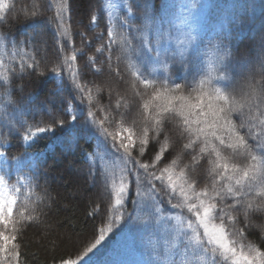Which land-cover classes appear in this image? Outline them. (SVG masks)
Returning <instances> with one entry per match:
<instances>
[{
    "label": "snow or ice",
    "instance_id": "1",
    "mask_svg": "<svg viewBox=\"0 0 264 264\" xmlns=\"http://www.w3.org/2000/svg\"><path fill=\"white\" fill-rule=\"evenodd\" d=\"M59 7L62 13L68 5L62 2ZM124 7L136 15L129 3L126 2ZM166 7L171 13L175 6L167 4ZM197 7L195 3L185 7L188 15L182 20L184 39L179 41L177 48L171 47L172 24L154 11L150 0H143L139 5L138 22L129 20L128 16L120 20L122 32L129 34L124 38V51L136 60L135 70L131 73L132 87L136 89L138 83L143 91H135L141 102L134 113L131 108L121 111L119 102L112 109V121L119 129L115 133L109 132L104 126L105 121L98 120L91 110V94L88 95L87 115L82 121L79 118L84 113H74L72 100L67 102L62 115L52 116L50 113L51 118L44 126H40L42 121L30 124L23 113L20 114L17 131L23 130L21 139L25 143L55 133L58 127L74 129L79 122L83 134L102 138L100 142L105 153L115 158L111 167H101L98 175L104 192L108 191L110 177L113 181L110 185L113 198L110 211L116 214L109 217L105 226L94 230V241L84 247L82 253L75 259H62L60 264H93V257L102 242L122 220L150 237L143 264H264V250L255 240L249 239L252 218L264 214V111L261 110L264 108V87L257 89L248 84L246 88L237 89L233 85L228 77L231 53L229 46L223 43L207 42L206 46L216 55L211 72L203 71L198 64L197 25L189 19L190 9ZM7 8L4 0H0V14ZM115 8V4L109 3L105 9L108 12L109 45L115 35L111 27ZM228 15L232 20L227 23H235L236 29L240 30L241 18L231 13ZM35 16L33 13V18ZM96 19L93 15V22ZM228 32L231 35V28ZM261 41L264 44V34ZM28 43H31L29 39L9 40L6 34L0 37V44H11L13 48ZM104 50V47L96 49L101 54ZM76 51L83 54V49ZM111 51L108 47L110 73ZM45 59H34L26 67L34 72ZM76 59L74 52L65 58L63 64L54 65L50 71L61 77L64 64H67L72 69V86L79 94L84 88L76 79L77 72L72 63ZM89 63L94 65L95 61L91 58L85 61L84 70H88ZM151 65L156 67L149 71ZM95 71L101 72L102 69L96 68ZM174 72L181 74L179 79ZM20 74L23 76L24 66ZM41 75L38 73L37 77ZM61 87L62 80L58 81V88ZM129 119L131 126L125 127ZM9 124L15 128L11 121ZM69 139L70 142L77 139L74 132ZM0 141L7 143V138L0 137ZM180 142H183L182 152L165 163L170 146ZM153 144L157 147L151 162H144L142 158ZM137 151L138 155H134ZM182 154L190 155L191 161L181 168L178 166ZM0 158L7 161L6 152L0 151ZM234 158H243L247 163L242 166L234 162ZM21 159V156L12 157L17 162ZM99 159L103 161L105 157L102 155ZM202 161H206V167ZM4 167L7 168V163ZM117 170L118 184L115 182ZM202 180L204 184L200 187ZM92 182L96 183L95 173ZM20 183L17 180L16 184L9 186L5 175H0V259L6 255L9 264L13 260L19 262L21 253L16 241L22 225L35 219L23 213L20 219L13 218ZM133 184L134 212L125 215L124 205L133 195ZM165 204L175 214L165 216ZM185 210L190 214L187 217ZM89 215L95 217L94 212ZM259 227L262 233L260 243L264 245V225ZM157 231L163 236L162 246L152 239Z\"/></svg>",
    "mask_w": 264,
    "mask_h": 264
},
{
    "label": "trees",
    "instance_id": "2",
    "mask_svg": "<svg viewBox=\"0 0 264 264\" xmlns=\"http://www.w3.org/2000/svg\"><path fill=\"white\" fill-rule=\"evenodd\" d=\"M202 1L203 25L199 31L197 47L198 64L203 71L211 72L216 55L206 46L207 42L223 43L229 46L231 53L228 77L233 85L237 89L246 88L248 84H253L257 89L264 87V44L261 41L264 34V0ZM4 2L8 8L0 14V37L6 34L9 40L31 41L19 48H13L11 44H0V137L7 138V143L0 141V151L7 155V161L0 158V175H5L9 186L16 184L17 180L21 181L17 185L21 191L17 194L18 203L14 208L13 218L20 219L21 213L35 217L32 221L24 222L18 234L16 243L21 253L18 264H60L62 259H75L82 253L84 247L94 241V230L105 226L109 217L116 214L110 211L113 202L110 185L113 181L110 177L108 191L104 192L98 175L100 168H110L115 158L105 153L100 142L102 138L84 135L79 122L74 129L58 127L55 133H47L25 143L21 139L23 130L17 131L20 114L23 113L28 123L42 121L40 126H44L51 118L50 113L52 116L62 115L67 102L72 100L74 113H84L79 118L82 121L87 115L90 104L88 95L91 94V110L96 113L97 119L105 121L104 126L109 132L118 131L116 123L112 121V109L119 102L121 111L131 108L134 113L141 102L135 96V91H143L138 83L136 89L132 87L131 73L135 70L133 65L136 60L124 51V38L129 34L122 32L120 20L128 16L129 20L138 22V9L143 0H125L113 14L111 27L115 35L111 45L108 43L109 21L103 0ZM62 2L68 8L61 13L59 6ZM126 2L132 6V12L136 15L125 9ZM150 2L154 11L172 24L171 47L177 48L179 37L175 32L176 7L170 13L166 5H174L171 0ZM33 13H36L34 18ZM229 13L241 18L240 30L236 29L235 23H227L232 20ZM93 15L97 17L95 22L92 20ZM101 47L105 48L103 54L96 51ZM108 47L112 50L111 73L107 60ZM80 49H83L82 55L76 51ZM74 52L77 59L72 63L77 72L76 79L84 88L79 94L72 86V69L67 64H64L65 70L61 77L50 71L54 65L63 64L65 58ZM90 58L95 64L89 63L88 70H84V63ZM34 59H45V62L32 72L26 65L32 64ZM22 66L23 76L20 74ZM153 67L156 66H149V71ZM96 68H101L102 71L96 72ZM38 73L43 75L38 78ZM211 74L215 76L214 72ZM173 75L179 79L181 74L174 72ZM60 80L63 81V87L58 88ZM261 110L264 111V108ZM9 121L15 124V128L11 127ZM124 126H131V119ZM73 132L77 139L70 142L69 137ZM182 144L180 142L170 146L165 163L182 152ZM156 147L153 144L147 151L142 158L144 162H151ZM133 154L138 155V151ZM102 155L105 157L103 161L99 159ZM14 156H21V161L12 160ZM190 161V155L182 154L178 167L182 168L190 164ZM234 162L242 166L247 163L243 158H234ZM202 164L206 167V161H202ZM93 173L96 174L95 184L92 182ZM115 182L119 183V170ZM203 184L202 180L199 186L202 187ZM132 192L133 195L124 205L125 215L134 212V184ZM164 207L165 216L174 213L167 204ZM34 208L37 210L33 211ZM93 212L94 218L89 215ZM184 215L187 217L190 214L185 210ZM240 221L243 224L242 215ZM251 223L253 227L249 239L255 240L257 246L264 250V245L260 243L262 233L259 227L264 225V214L254 216ZM149 239L148 234L137 231L122 220L120 224L114 225L113 232L102 242L93 257V264H143ZM152 239L163 245V236L159 231ZM0 264H9L6 255L0 259ZM11 264L17 262L13 260Z\"/></svg>",
    "mask_w": 264,
    "mask_h": 264
},
{
    "label": "rangeland",
    "instance_id": "3",
    "mask_svg": "<svg viewBox=\"0 0 264 264\" xmlns=\"http://www.w3.org/2000/svg\"><path fill=\"white\" fill-rule=\"evenodd\" d=\"M104 1V8L106 9L107 5L109 3L115 4L116 8L113 10V14L116 12V10L124 4L125 0H103ZM174 6L176 7L174 11L175 16V32L177 33V36L179 37V41L184 39V26L182 24V20L185 16L188 14L185 12V7H187L189 4L195 3L198 5L195 9H190L191 16L189 19L197 25L198 33L202 29V13H203V5L204 2L202 0H171ZM106 16L108 17V12L105 10ZM60 175H58L59 177ZM175 214V213H173ZM169 214V215H173ZM168 215V216H169ZM194 219V218H193ZM202 231V230H201Z\"/></svg>",
    "mask_w": 264,
    "mask_h": 264
}]
</instances>
